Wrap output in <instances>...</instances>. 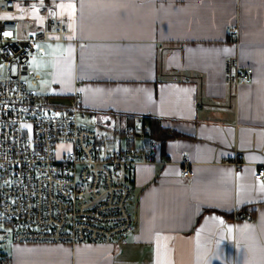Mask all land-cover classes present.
Instances as JSON below:
<instances>
[{"label": "crops", "instance_id": "0c3cea01", "mask_svg": "<svg viewBox=\"0 0 264 264\" xmlns=\"http://www.w3.org/2000/svg\"><path fill=\"white\" fill-rule=\"evenodd\" d=\"M17 8L36 29L54 18L72 32L30 60L35 88L52 103L71 105L79 91L84 119L129 127L130 117L134 126L155 117L177 135L164 143L138 135L140 146L127 139L125 148L151 149L157 160L131 173L135 227L122 244H12V264H264V0H17ZM234 56L253 68L250 84L227 83Z\"/></svg>", "mask_w": 264, "mask_h": 264}, {"label": "built area", "instance_id": "2783aa9c", "mask_svg": "<svg viewBox=\"0 0 264 264\" xmlns=\"http://www.w3.org/2000/svg\"><path fill=\"white\" fill-rule=\"evenodd\" d=\"M18 13L17 0H0V264H12L6 248L18 243L122 244L135 227L131 173L156 155L148 148H115L106 130L86 126L79 91L61 107L35 88L40 75L33 74L31 57L44 53L45 43L72 41V32L50 18L36 34L21 37ZM227 32L238 43V30ZM226 64L230 86L253 81V68L242 67L238 57ZM146 130L142 122L127 129ZM180 156L181 174L190 178V157ZM258 177L264 181V165Z\"/></svg>", "mask_w": 264, "mask_h": 264}, {"label": "rangeland", "instance_id": "374dc122", "mask_svg": "<svg viewBox=\"0 0 264 264\" xmlns=\"http://www.w3.org/2000/svg\"><path fill=\"white\" fill-rule=\"evenodd\" d=\"M14 18L18 21L19 35L21 37H29L36 34V32L40 30L36 29L34 21L27 19L25 16H23L22 13ZM36 54L37 52H35L33 56H35ZM82 122H84V124L88 126L106 130L110 134V136H113V139L110 140V145L115 148H125V146H127V139L132 140L135 146L142 145L141 138L135 136L134 133L130 135L122 134L121 128L124 129V131H127L128 127H125V125H121L118 120L115 121L113 123L114 125L112 126H102L101 120L98 118H95L94 120L83 119Z\"/></svg>", "mask_w": 264, "mask_h": 264}, {"label": "trees", "instance_id": "16d2710c", "mask_svg": "<svg viewBox=\"0 0 264 264\" xmlns=\"http://www.w3.org/2000/svg\"><path fill=\"white\" fill-rule=\"evenodd\" d=\"M130 123H135V119L130 117ZM142 123L147 124V130L144 135L148 136L150 139H152L153 142H161L164 143L167 139L174 137L177 135V133H170L168 129L163 127L160 119L155 117H143L141 119ZM122 134L124 135H130L128 131H124ZM135 136L141 135L139 133H134Z\"/></svg>", "mask_w": 264, "mask_h": 264}, {"label": "snow or ice", "instance_id": "6c2138e0", "mask_svg": "<svg viewBox=\"0 0 264 264\" xmlns=\"http://www.w3.org/2000/svg\"><path fill=\"white\" fill-rule=\"evenodd\" d=\"M5 35H10V33H5Z\"/></svg>", "mask_w": 264, "mask_h": 264}]
</instances>
